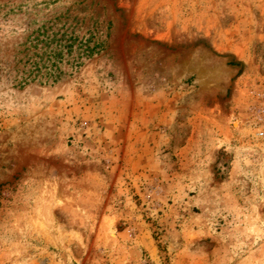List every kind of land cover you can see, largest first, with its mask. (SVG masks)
I'll return each instance as SVG.
<instances>
[{"label":"rangeland","instance_id":"rangeland-1","mask_svg":"<svg viewBox=\"0 0 264 264\" xmlns=\"http://www.w3.org/2000/svg\"><path fill=\"white\" fill-rule=\"evenodd\" d=\"M0 264H264V0H0Z\"/></svg>","mask_w":264,"mask_h":264},{"label":"trees","instance_id":"trees-1","mask_svg":"<svg viewBox=\"0 0 264 264\" xmlns=\"http://www.w3.org/2000/svg\"><path fill=\"white\" fill-rule=\"evenodd\" d=\"M78 25L79 21L63 23L61 18H56L54 21L42 22L30 33L27 40V63L30 64L28 78L34 74V79L41 75L47 81H60L67 74L63 70L64 64L79 68L84 58H92L105 50L107 44L96 22L82 35L80 31L83 24Z\"/></svg>","mask_w":264,"mask_h":264}]
</instances>
